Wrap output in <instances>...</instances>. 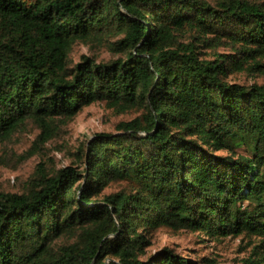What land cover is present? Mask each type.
Returning <instances> with one entry per match:
<instances>
[{
    "label": "trees",
    "instance_id": "1",
    "mask_svg": "<svg viewBox=\"0 0 264 264\" xmlns=\"http://www.w3.org/2000/svg\"><path fill=\"white\" fill-rule=\"evenodd\" d=\"M97 102L139 115L0 190V264H215L149 254L160 227L264 264V0H0V146Z\"/></svg>",
    "mask_w": 264,
    "mask_h": 264
},
{
    "label": "rangeland",
    "instance_id": "2",
    "mask_svg": "<svg viewBox=\"0 0 264 264\" xmlns=\"http://www.w3.org/2000/svg\"><path fill=\"white\" fill-rule=\"evenodd\" d=\"M83 54L94 55L99 60H108L113 56L105 49L94 50L84 44H77L73 59L79 61ZM230 79L240 83L262 81L247 73L231 76ZM138 115V111L116 114L105 103L97 102L85 107L72 121L57 122L56 136L45 142L36 141L40 128L29 123L0 146V190H24L39 164L57 169L76 162V150L95 133L115 132L121 121H129ZM118 189V184H114L106 192ZM164 247L197 261L208 257L215 264H244L243 260L249 253L248 240L241 237H228L219 241L211 240L198 232L176 233L160 227L153 234L148 253L154 254Z\"/></svg>",
    "mask_w": 264,
    "mask_h": 264
}]
</instances>
